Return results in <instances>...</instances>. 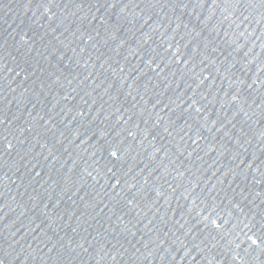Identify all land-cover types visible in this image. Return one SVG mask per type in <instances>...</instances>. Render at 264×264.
I'll use <instances>...</instances> for the list:
<instances>
[{
  "label": "water",
  "instance_id": "95a60500",
  "mask_svg": "<svg viewBox=\"0 0 264 264\" xmlns=\"http://www.w3.org/2000/svg\"><path fill=\"white\" fill-rule=\"evenodd\" d=\"M0 264H264V0H0Z\"/></svg>",
  "mask_w": 264,
  "mask_h": 264
}]
</instances>
